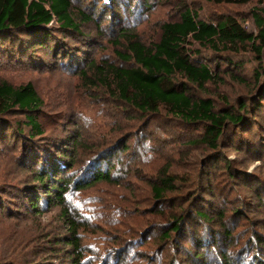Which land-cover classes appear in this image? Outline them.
<instances>
[{
    "label": "rangeland",
    "instance_id": "1",
    "mask_svg": "<svg viewBox=\"0 0 264 264\" xmlns=\"http://www.w3.org/2000/svg\"><path fill=\"white\" fill-rule=\"evenodd\" d=\"M89 2L72 0L75 8L93 18L82 28L94 39L88 58L95 64L119 65L117 52L123 53V44L118 29L112 26L115 17L111 20L110 13L100 11L99 0H92L95 10L91 6L86 10ZM185 10L196 12L205 22H214L219 15L232 17L255 35L252 12L264 11V1L214 6L204 0H156L141 21L129 23L126 29L145 45L156 43L161 26L177 21ZM239 55L241 70L226 67L223 61L217 67L212 63L209 68L217 74V82L203 89L193 87L190 94L212 99L217 108L224 104L238 108L248 97L246 103L251 106L258 96L252 81L256 64L249 51L241 49ZM87 62L82 64L84 71L89 70ZM0 79L15 88L32 83L43 101L37 122L44 134L36 140L38 150L34 147L32 151L38 153L55 143L53 149L63 151L68 143L67 150L72 151L63 160L67 165L60 179L68 182V191L61 204L51 205L35 182V174L42 168L41 160L34 159L35 153L22 152L20 160L18 151L0 150V259L13 264L19 260L26 264H70L62 254L70 247L55 246L69 237L62 218L65 210L67 220L77 227L81 264H168L175 256L179 264H199L193 260L194 252L189 253L194 249V233L189 227L182 237L170 234V241L184 244L188 250H179L180 255L173 256V247H161L165 243L160 236L173 218L183 214L186 220L191 214L188 208L199 206L197 196L191 195L201 193L208 178L218 187L213 194H205L210 204L206 202L199 209H205L212 219L206 231L218 243L215 250L203 244L208 255L205 264H222V254L229 264H264V134L262 142L255 138V149L222 142L218 152H212L198 142L201 132L188 122L165 110L152 117L141 115L112 97L104 86L83 81L76 72L0 67ZM260 105L263 108L256 116L264 127V102ZM75 140L78 142L72 146ZM121 142L126 143V152H122ZM102 147L111 148L115 161L110 180L94 183L90 173L99 161L95 158L99 151H93ZM164 177L174 180L173 187L157 198L153 187ZM35 191L39 201L32 212L21 195ZM219 212L224 214L221 221ZM225 230L231 237L222 244ZM206 237L201 236L207 243Z\"/></svg>",
    "mask_w": 264,
    "mask_h": 264
},
{
    "label": "trees",
    "instance_id": "2",
    "mask_svg": "<svg viewBox=\"0 0 264 264\" xmlns=\"http://www.w3.org/2000/svg\"><path fill=\"white\" fill-rule=\"evenodd\" d=\"M99 1L102 5L100 11L110 13L111 20L115 17V25L112 26L118 29V39L123 44V53L117 52L119 65L105 61L95 64L88 58L94 39L86 35L82 28L91 23L93 18L89 13L75 8L72 0H0V67L28 68L35 71L61 68L68 73L76 72L83 81L104 86L112 97L133 107L141 115L152 117L158 111L165 110L168 114L188 122L201 132L198 142L212 152H218L222 142L229 145L236 142L238 146L249 147L254 146L255 138L256 141H263L261 135L264 134V127L257 120L256 114L263 108L260 104L264 102V11L252 12L257 28V34L254 35L232 17L219 15L213 19L214 22H205L196 12L185 10L180 13L177 21L161 26L160 37L156 43L145 45L126 27L129 23L141 21L153 9L156 0ZM204 1L214 6H243L255 0ZM94 4L91 0L86 10L90 6L95 10ZM122 6H125L123 11L126 12L121 10ZM194 45L199 48H194ZM241 49L249 51L256 64L252 81L256 84L254 92L258 91L255 93L258 96L252 99L251 106L246 103L248 97L240 101L238 108L225 104L217 108L212 99L196 98L190 94L193 87L203 89L206 85L217 82V74L209 68L212 63L217 67L223 61L226 64L224 66H234L241 70L243 61L238 62ZM85 62L89 65V72L82 68ZM42 105L43 101L32 83L15 88L0 79V150L18 151L20 160L24 157L22 152L35 153L32 151L34 147L38 150L36 140L44 134L37 122V114ZM19 117H22L21 120ZM77 142L75 140L70 144L73 146ZM55 144H46L47 148L34 155L37 162L41 160L43 168L35 174V182L45 194L46 203L51 201V205L61 204L63 195L68 191V182L60 179L63 180L62 172L67 165L64 161L72 152L70 148L67 150L68 143L63 151L59 148L53 149ZM253 146L251 149H255ZM120 148L123 149L122 152H126V143L121 142ZM110 151V147L93 151L99 153L95 155L99 161L94 164L90 173L94 183L110 180L109 171L115 161V155ZM173 183L174 180L169 177L159 179L158 187H153L155 196L159 198L164 190H171ZM204 186L201 185V193L195 191L191 195L192 198L197 196L195 200L202 207L206 202L210 204L204 198L205 194H213L216 186L218 187L217 183L208 178ZM36 193L37 191L21 195L32 212L38 206L39 198ZM199 206L188 208L191 214L186 220L181 214L168 222L160 239L165 243L161 247H173V256L176 253L180 255L179 250H188L184 244L170 241V234L177 233L175 236L182 237L186 235L185 229L189 227L194 233V249L189 253L194 252V262L205 264L207 252L204 251L206 246L203 244H208L209 250H215L214 244L217 240L206 231L212 219ZM223 216V212H219L218 220L221 221ZM66 217L63 210L62 218L66 221L69 237L65 238L64 244L59 242L55 246L70 247V250L62 253L65 259L70 264H81L77 227ZM203 230L207 233H203ZM203 235H207V243L202 240ZM212 237L213 240L210 241ZM230 237L231 234L226 230L222 232V244ZM174 259L170 258L168 264H179ZM221 262L229 264L224 254ZM0 264L13 263L1 258ZM14 264L26 263L19 260Z\"/></svg>",
    "mask_w": 264,
    "mask_h": 264
}]
</instances>
